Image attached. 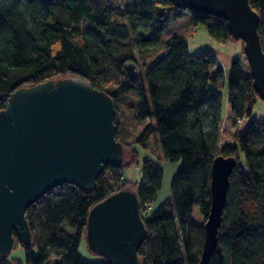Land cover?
<instances>
[{
  "label": "trees",
  "instance_id": "16d2710c",
  "mask_svg": "<svg viewBox=\"0 0 264 264\" xmlns=\"http://www.w3.org/2000/svg\"><path fill=\"white\" fill-rule=\"evenodd\" d=\"M249 1L260 17L264 49V0ZM184 14L212 39H232L224 19L181 10L167 0H0V110L19 88L81 77L113 98L116 138L126 159L131 157L123 165L105 166L92 191L63 184L44 194L25 212L31 243L24 245L14 234L16 245L0 255V264H109L101 256L97 263L84 261L78 247L86 238L91 208L124 189L136 192L146 226L141 264H199L211 205V166L219 155L234 157L236 165L208 264H264V119L252 117L261 99L242 49L230 64L229 114L223 121L219 56L211 50L191 53L179 36L162 40L164 30ZM131 61L146 69L143 77L130 79L125 67ZM228 127L234 130L230 141L223 138ZM155 131L163 159L180 162L171 196L157 207L152 204L163 171L153 159L141 160L134 148L151 150ZM132 166L141 168L140 182L126 179ZM195 205L200 224L192 217ZM19 247L24 258L10 257Z\"/></svg>",
  "mask_w": 264,
  "mask_h": 264
},
{
  "label": "water",
  "instance_id": "95a60500",
  "mask_svg": "<svg viewBox=\"0 0 264 264\" xmlns=\"http://www.w3.org/2000/svg\"><path fill=\"white\" fill-rule=\"evenodd\" d=\"M184 11L224 19L234 40L244 43L253 86L264 102V49L259 14L249 0H167ZM130 79L139 75L134 61ZM113 98L81 77L50 79L10 94L0 110V255L14 247V234L29 245L32 233L25 212L44 194L63 184L92 191L104 167L123 165L126 151L117 140ZM234 157L219 155L211 166V205L204 224L199 264H208L230 187ZM146 238L136 192L124 189L95 204L88 215L86 240L109 264H141Z\"/></svg>",
  "mask_w": 264,
  "mask_h": 264
},
{
  "label": "rangeland",
  "instance_id": "374dc122",
  "mask_svg": "<svg viewBox=\"0 0 264 264\" xmlns=\"http://www.w3.org/2000/svg\"><path fill=\"white\" fill-rule=\"evenodd\" d=\"M189 29H190V17L188 14H184V16L181 19L174 21L167 29L164 30V32L161 35L162 40L167 41L173 36L184 37L190 33ZM227 41H229L230 44H235V45H228L227 51L223 52V55L225 57L229 58L231 54L233 57V55L235 56V55H239L242 53V49H243L242 42L238 40H234L233 38ZM231 46L233 47L231 50H229ZM162 55L163 54L158 55L157 58H160ZM232 60L233 59H231L230 61L229 60L227 61V60H224V58L223 60H220V68L223 72V77H224V82H225V86L222 90V94H223L222 116L224 119L223 121H226L227 115L229 114L226 111V105H227V94H228V77H229V72H230V63L232 62ZM151 63L152 62L148 63L147 68L150 67ZM138 70H139V74L143 77L146 69L143 68L141 63H138ZM252 117L264 119V102L262 100L258 101V103L256 104ZM247 121L248 119H244L241 123H239V126H238L239 131H242L244 129ZM141 129L142 127L138 128L135 131V136L138 134V132L141 131ZM233 132L234 130L228 127V130L223 136L224 140L230 141L232 139ZM148 145L151 150L143 146H140V145H134V148L137 149L141 160L142 159H153L154 161L158 163V165L163 171L162 185L159 191L157 192V198L154 201V204H152L153 207H157L162 201H164L166 198H169L171 196V190H170L171 180L174 174L176 173L180 165V162L179 161H167L163 159L162 151L160 147V139H159V135L157 131H155L153 136L150 138ZM152 149H155V151L157 150V153H155ZM130 158H131L130 155H128L126 161H129ZM125 177L127 180L131 182H140L142 179L141 168L138 166L130 167L128 170L125 171ZM192 217L198 224L202 222V215L200 213V209L196 205L193 207ZM78 254L81 259L89 263H97L101 259L99 255H97L90 249L86 238H82L79 244V247H78ZM10 257H18V258L23 259L24 249L21 247L14 249L11 252Z\"/></svg>",
  "mask_w": 264,
  "mask_h": 264
},
{
  "label": "crops",
  "instance_id": "0c3cea01",
  "mask_svg": "<svg viewBox=\"0 0 264 264\" xmlns=\"http://www.w3.org/2000/svg\"><path fill=\"white\" fill-rule=\"evenodd\" d=\"M190 33L184 37H181L188 45L189 51L191 53H198L203 50H211L214 53H216L219 56V60H231L234 59L235 57L239 55H233L232 54L229 56V58L225 57L223 55V52L227 51L228 45H235V44H230L229 41H224V42H219L214 39H212L205 28L203 26H191L190 25ZM229 48V50L232 49ZM230 52V51H229ZM222 58V59H221ZM229 64V63H228ZM231 64V63H230ZM226 111L229 113V104L227 100V105H226Z\"/></svg>",
  "mask_w": 264,
  "mask_h": 264
}]
</instances>
